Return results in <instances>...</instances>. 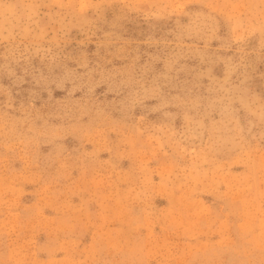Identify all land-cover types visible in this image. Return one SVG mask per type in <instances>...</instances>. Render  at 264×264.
I'll return each mask as SVG.
<instances>
[{
  "label": "rangeland",
  "instance_id": "obj_1",
  "mask_svg": "<svg viewBox=\"0 0 264 264\" xmlns=\"http://www.w3.org/2000/svg\"><path fill=\"white\" fill-rule=\"evenodd\" d=\"M0 264H264V0H0Z\"/></svg>",
  "mask_w": 264,
  "mask_h": 264
}]
</instances>
